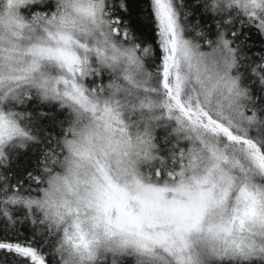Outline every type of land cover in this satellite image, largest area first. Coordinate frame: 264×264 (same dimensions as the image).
<instances>
[{
  "label": "snow or ice",
  "instance_id": "6c2138e0",
  "mask_svg": "<svg viewBox=\"0 0 264 264\" xmlns=\"http://www.w3.org/2000/svg\"><path fill=\"white\" fill-rule=\"evenodd\" d=\"M0 24V264H264V0Z\"/></svg>",
  "mask_w": 264,
  "mask_h": 264
},
{
  "label": "trees",
  "instance_id": "16d2710c",
  "mask_svg": "<svg viewBox=\"0 0 264 264\" xmlns=\"http://www.w3.org/2000/svg\"><path fill=\"white\" fill-rule=\"evenodd\" d=\"M253 36H255V30L253 29V32H252ZM257 45L255 46L256 48L254 49V51H258L259 50V40L257 38V41H256Z\"/></svg>",
  "mask_w": 264,
  "mask_h": 264
},
{
  "label": "clouds",
  "instance_id": "9594fccd",
  "mask_svg": "<svg viewBox=\"0 0 264 264\" xmlns=\"http://www.w3.org/2000/svg\"><path fill=\"white\" fill-rule=\"evenodd\" d=\"M5 28H6V25H2V24H0V31H4Z\"/></svg>",
  "mask_w": 264,
  "mask_h": 264
}]
</instances>
